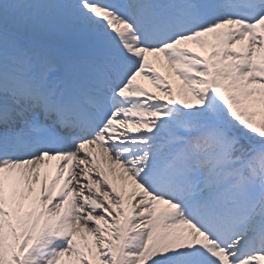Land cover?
Masks as SVG:
<instances>
[{
  "label": "snow or ice",
  "instance_id": "1",
  "mask_svg": "<svg viewBox=\"0 0 264 264\" xmlns=\"http://www.w3.org/2000/svg\"><path fill=\"white\" fill-rule=\"evenodd\" d=\"M0 264H264V0H0Z\"/></svg>",
  "mask_w": 264,
  "mask_h": 264
}]
</instances>
